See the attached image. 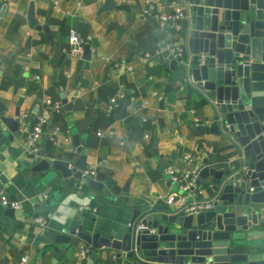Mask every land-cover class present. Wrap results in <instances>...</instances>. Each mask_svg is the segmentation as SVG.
Masks as SVG:
<instances>
[{
    "label": "crops",
    "instance_id": "1",
    "mask_svg": "<svg viewBox=\"0 0 264 264\" xmlns=\"http://www.w3.org/2000/svg\"><path fill=\"white\" fill-rule=\"evenodd\" d=\"M60 1L61 12H56L51 0H0V13L6 8L0 19V117L16 120L19 110L21 128L25 127L13 133L3 125L12 140L0 139V183L9 201L22 206L11 213L0 205V264H19L25 256L27 264H80L78 251L87 243L74 237L70 244H58L45 233L81 228L92 236L115 234V240H121L136 209L179 208L167 203L171 195L180 194L167 171L182 165L186 155L194 156L200 171L204 160L219 170H235L241 163L231 145L221 144V136L194 131L216 122L213 110L201 104L186 80L187 15L181 0H163L160 8L167 13L183 8L179 32L144 16L145 0H114V9L100 16L104 0ZM31 5L49 38L29 28ZM72 34L81 47L71 44ZM85 44H90L91 61L83 60ZM169 45L184 52V62L176 68L171 66ZM63 96L72 108L65 111L63 106L51 119L37 154L58 155L63 149L65 160L69 157L74 163L79 155L71 139L78 135L89 152L87 170H94L96 178L103 174L105 188L93 198L80 182L76 191L64 190L54 205L53 195L64 187L60 179L47 181L49 173L31 172L43 158L28 162L26 138L45 100L62 103ZM116 97L118 106L109 111ZM208 183L212 178L204 181ZM193 188L185 195L189 202L210 199L209 190ZM37 216L46 218V228L35 223ZM93 251L98 253L93 264H117V252L105 247ZM122 264L132 262L123 258Z\"/></svg>",
    "mask_w": 264,
    "mask_h": 264
},
{
    "label": "water",
    "instance_id": "2",
    "mask_svg": "<svg viewBox=\"0 0 264 264\" xmlns=\"http://www.w3.org/2000/svg\"><path fill=\"white\" fill-rule=\"evenodd\" d=\"M187 15L185 34L186 57L183 65L189 87L202 105L215 115L213 126L198 125L199 135L221 136L223 145H231L238 153L240 164L235 170H219L204 160L195 183L200 192L210 191L212 208L199 214H188L186 205L175 210L136 209L130 226L121 240L115 234L100 238L70 228L63 233L46 232L58 244H70L77 238L94 250L102 247L117 252L132 264H264V0H181ZM114 0H104L98 15L111 12ZM6 8L0 13L3 18ZM31 29L49 38L46 26H40L33 5L27 15ZM90 44L83 46V60L91 61ZM172 68L178 63L171 57ZM65 111L72 104L63 96ZM20 113L15 119L0 117V139L20 131ZM138 128L135 139L142 138ZM71 146L79 155L73 163L58 155L26 154L29 161L43 158L30 169L32 173H49L47 181H58L63 190L53 195L58 204L64 190L89 189L96 198L104 186L105 176L87 177L89 152L78 135ZM63 145H61V148ZM60 175V178H58ZM44 178V177H43ZM207 178L213 183L204 184ZM193 191L195 188L192 189ZM97 202L104 203L98 198ZM13 213L11 208H7ZM139 225L147 230L137 231ZM152 230L155 232L152 233ZM98 253L86 264H93Z\"/></svg>",
    "mask_w": 264,
    "mask_h": 264
},
{
    "label": "built area",
    "instance_id": "3",
    "mask_svg": "<svg viewBox=\"0 0 264 264\" xmlns=\"http://www.w3.org/2000/svg\"><path fill=\"white\" fill-rule=\"evenodd\" d=\"M53 9L56 12H61L60 0H51ZM80 4H78L79 6ZM163 5V0H145L143 14L148 18H153L161 28L166 30H175L177 32L181 31V21L185 19V12L181 6H176L171 13L161 11ZM71 44L81 47V42L79 38L72 34L70 38ZM169 52L172 57L179 64H183L184 52L183 49L176 45L168 46ZM129 72H134V68L128 67ZM36 81L40 80L39 76H34ZM120 101L119 97L112 98L109 102L108 109L113 111ZM63 110V105L60 101H54L51 98L45 100V109L41 115L37 118L35 125L32 129V132L26 138L27 153L34 154L38 151V142L45 136L46 129L51 123V119L59 114ZM25 120V116L22 118ZM24 124L22 125L23 130H25ZM169 180L172 184L177 186L180 190V194H173L167 199L169 205L177 204L179 207H182L187 204L188 200L185 195L189 194L194 187L200 170L195 167V158L194 156L188 154L184 157L183 163L180 166L169 168L168 171ZM87 177L96 178L94 170H87L84 173ZM0 205L4 208H11L15 211L22 208L21 204L11 203L6 196V192L0 183ZM212 208V203L201 202V203H192L185 208L186 213L188 214H199L205 211H208ZM35 223L42 228L47 227V220L44 216H37L34 219ZM148 227L145 225H139L137 231L147 230ZM155 232L152 230V233ZM93 249L89 246H81L78 251V256L80 259V264H86L93 254ZM28 257L25 256L21 259L19 264H27Z\"/></svg>",
    "mask_w": 264,
    "mask_h": 264
}]
</instances>
